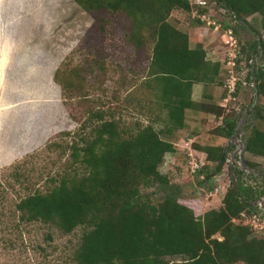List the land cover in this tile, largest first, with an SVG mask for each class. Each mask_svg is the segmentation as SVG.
<instances>
[{"label":"trees","instance_id":"obj_1","mask_svg":"<svg viewBox=\"0 0 264 264\" xmlns=\"http://www.w3.org/2000/svg\"><path fill=\"white\" fill-rule=\"evenodd\" d=\"M207 1L208 6L202 7L191 0H74L97 19L101 32L115 27L139 50L148 39L153 41L146 77L151 83L147 86L154 89L157 105L165 112V132L151 123L127 126L109 111L89 109L78 117L70 109L79 130L59 133L47 146V151L53 152L60 139L71 138L68 146L60 145L63 153L70 152V163L63 173L51 174L43 190L36 188L43 178L32 182L21 173L30 163L29 157L14 169L13 177L27 195L18 198L13 219L19 228L42 225L50 229L44 238L46 247L34 246L35 253L48 258L59 252L54 231L71 236L81 230L80 238L65 253L64 264H264V235L255 233L244 217L264 212L254 204L264 199V177L261 183L248 184L243 170L235 169L238 190L232 179L221 206L206 210L199 197L183 199L175 179L160 171L167 155L179 153L163 134L173 140L186 130L188 113L222 119L212 134L229 141L238 133L241 118L234 108L193 101L195 85L223 87L222 100L226 99L228 73L220 61L208 60L202 43L191 48L189 34L170 22L175 11L192 18L197 11L195 28L207 27L202 19L206 16L221 25V34L232 30L240 46L236 72L241 77L240 65L245 61L251 70L248 81L254 87L257 80L259 98L264 100V40L243 44L236 26L212 14V5L217 4L242 28L249 25L248 19L259 15L264 30V0ZM254 33L260 35L256 30ZM256 59L261 64L253 65ZM66 69L63 64L55 81L68 107L71 95L84 99V77L79 69L71 73ZM242 85L241 78L236 99ZM253 109L251 115L264 123V105L256 104ZM245 142L247 153L264 158V130L253 127ZM193 147L207 155L205 164L195 171L201 176L199 185L213 192L216 178L227 168L231 171L228 161L233 146L194 143ZM217 235L223 240L216 239Z\"/></svg>","mask_w":264,"mask_h":264},{"label":"rangeland","instance_id":"obj_2","mask_svg":"<svg viewBox=\"0 0 264 264\" xmlns=\"http://www.w3.org/2000/svg\"><path fill=\"white\" fill-rule=\"evenodd\" d=\"M212 12L221 22L227 21L237 27L243 44L264 40L261 16L248 19L249 25L242 28L232 22L219 5L213 4ZM194 21L192 16L178 11L170 19L180 30H194L193 36L197 38L195 29L198 28L194 27ZM204 27L199 31L200 35L211 30L209 26ZM255 30L260 35L255 34ZM210 33L208 39H204V46L210 54L215 51L221 54L222 41L227 37L224 39L221 33L212 30ZM151 41L148 39L139 50L115 27L101 32L97 19L84 12L74 0H0V264H64L65 253L80 238L81 230L71 236L54 231L59 252L47 258L35 253L34 246L46 247L44 238L50 229L42 225L19 228L13 219L18 198L27 195L23 185L13 177L15 166L29 157L30 163L21 173L32 182L43 178L36 188L45 190L47 178L51 174L54 177L62 174L70 163V152L63 153L60 145L68 146L71 138L60 139L56 151H47V146L57 134H74L79 130V124L71 117V110L78 117L89 109L109 111L127 126L137 122L143 126L151 123L158 131L165 132V112L161 113L157 105L154 89L147 86L151 83L146 78L153 48ZM255 63L261 64L259 59ZM63 64H66L68 73L79 69L84 77V99H80L81 95H71L68 107L63 102L62 88L55 81ZM241 67L244 85L238 98L228 105L241 117L239 125L242 124L243 129L239 138L229 141L214 136L212 131L219 127L215 117L204 125L190 121L191 130L179 133L175 139L179 153L167 155L160 170L175 179L183 191V199L199 197L206 204V210L221 206L233 177L227 168L216 178L215 191L200 186L201 176L195 171L205 164L207 155L194 149V143L208 146L221 142L222 146H233L228 164L239 152L235 169L243 170L244 181L255 185L264 177V158L243 151L245 137L251 129L264 130V123L251 115L254 106L264 105V100L258 97L254 104V87L248 81L251 70L245 61ZM213 89L220 103L224 89L216 86ZM155 118L158 122L154 121ZM192 130L199 131L200 137L191 143ZM163 138L172 141L164 134ZM215 238L223 240L221 235Z\"/></svg>","mask_w":264,"mask_h":264},{"label":"built area","instance_id":"obj_3","mask_svg":"<svg viewBox=\"0 0 264 264\" xmlns=\"http://www.w3.org/2000/svg\"><path fill=\"white\" fill-rule=\"evenodd\" d=\"M191 2L193 5L202 7H207L209 4L207 0H191ZM193 17H198L197 11L193 13ZM202 19L207 22V27L209 26L211 30L212 27H214V29L212 30L214 31V33L220 34L222 32L221 25L217 24L206 16H204ZM222 36L224 39L227 37V39L222 41L223 52L220 51L222 52L221 54L217 52V56L218 61L223 64L224 69L228 73V78L225 85V89L228 90V97L223 100L222 105L223 108H228L229 103L231 101L234 102L236 99L234 97V94L236 93L238 83L241 81V77L236 72L238 68V60L240 59V46L239 41L232 30L225 31ZM240 66H242V63ZM244 217L245 223L249 225L255 233L264 234V214Z\"/></svg>","mask_w":264,"mask_h":264},{"label":"crops","instance_id":"obj_4","mask_svg":"<svg viewBox=\"0 0 264 264\" xmlns=\"http://www.w3.org/2000/svg\"><path fill=\"white\" fill-rule=\"evenodd\" d=\"M202 29H205V27H202V28H199V29H195V31L197 30L198 32V37L197 38H194L193 36V31H185L189 34L190 36V46L192 49H194L198 44L202 43L203 45L205 44V38L208 39L207 37H209L211 35L210 31H208L207 34L205 35H200L199 34V31H201ZM205 50L207 52V55H208V60H211L213 62H217L218 61V56L214 57L215 54L217 53V51H215L213 54H210L207 50V48L205 47ZM215 86H210L208 88H205L203 85H195L194 86V89H193V95H192V98H193V101L197 104H201V103H210V104H213V103H217L218 106H222V103H223V100H222V96L221 97V101L219 103V101L217 100V96H215L214 94V88ZM218 88V87H217ZM192 115V116H191ZM211 117H215L217 119V117L215 115H206L205 113H201V112H190L188 113L187 115V129L186 130H191V126H190V121H193L195 125H198V124H202L204 125V122L206 123V121L208 120L209 122L212 121L210 120ZM222 119H218V122H219V126L222 124L221 122ZM186 130L184 131H180L179 133H183L185 134ZM179 133L176 134V136L173 138V140L171 142H173L177 147H178V144L176 143V140L178 139V135ZM199 131H196V130H192V133L190 134L189 136V140L192 142H196L199 140ZM217 138H220V137H217ZM235 138V137H234ZM176 139V140H175ZM222 140H227V139H224V138H220ZM218 142V141H217ZM221 142L216 143L215 144H212L210 146H222L220 144ZM209 146V145H208ZM167 158V156H166ZM166 161V159H165Z\"/></svg>","mask_w":264,"mask_h":264},{"label":"water","instance_id":"obj_5","mask_svg":"<svg viewBox=\"0 0 264 264\" xmlns=\"http://www.w3.org/2000/svg\"><path fill=\"white\" fill-rule=\"evenodd\" d=\"M258 58V57H257ZM255 62L256 60L253 62V65H255ZM253 77H255V71L253 70ZM254 88L256 89V96H255V101H254V104H256V100L258 99L259 97V94H258V91H257V88H258V84H257V80L254 79ZM241 129V130H240ZM243 129V126L241 124V126L239 125V128H238V133H236L235 135V139H238L239 138V134L241 133ZM240 131V132H239ZM247 149V142H245L243 144V151H246ZM239 152H236L234 155H233V158H232V163H231V171H232V177H233V182H234V187L237 189V183H236V176H235V161H236V158H237V155H238ZM238 190V189H237ZM255 206H259L261 207L262 209H264V201H259V202H256L254 203Z\"/></svg>","mask_w":264,"mask_h":264}]
</instances>
